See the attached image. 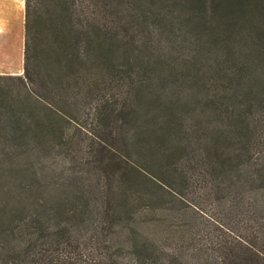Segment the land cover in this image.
Returning <instances> with one entry per match:
<instances>
[{"label":"trees","instance_id":"obj_1","mask_svg":"<svg viewBox=\"0 0 264 264\" xmlns=\"http://www.w3.org/2000/svg\"><path fill=\"white\" fill-rule=\"evenodd\" d=\"M25 26L0 264H264V0H26Z\"/></svg>","mask_w":264,"mask_h":264},{"label":"crops","instance_id":"obj_2","mask_svg":"<svg viewBox=\"0 0 264 264\" xmlns=\"http://www.w3.org/2000/svg\"><path fill=\"white\" fill-rule=\"evenodd\" d=\"M26 0H0V74H21L26 41Z\"/></svg>","mask_w":264,"mask_h":264},{"label":"rangeland","instance_id":"obj_3","mask_svg":"<svg viewBox=\"0 0 264 264\" xmlns=\"http://www.w3.org/2000/svg\"><path fill=\"white\" fill-rule=\"evenodd\" d=\"M9 75H11V74H4V75L0 74V111H3L5 109V107H4L5 105L12 103V98H11V95L9 92L11 87H13V88L10 91L18 93L17 92L18 87L14 86L15 85L14 83L16 80L10 78ZM7 91H8V93H6ZM15 103H16V100H15ZM187 196L190 200H192L191 194H189ZM204 204H206V203H204ZM205 206L209 211L210 210L209 205L206 204Z\"/></svg>","mask_w":264,"mask_h":264}]
</instances>
